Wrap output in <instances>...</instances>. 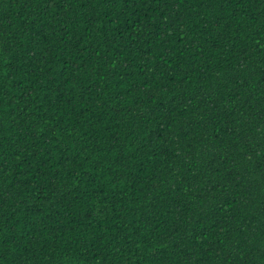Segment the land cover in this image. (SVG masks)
<instances>
[{
	"label": "trees",
	"instance_id": "1",
	"mask_svg": "<svg viewBox=\"0 0 264 264\" xmlns=\"http://www.w3.org/2000/svg\"><path fill=\"white\" fill-rule=\"evenodd\" d=\"M0 264H264V0H0Z\"/></svg>",
	"mask_w": 264,
	"mask_h": 264
}]
</instances>
